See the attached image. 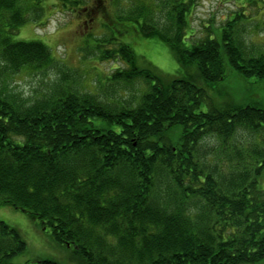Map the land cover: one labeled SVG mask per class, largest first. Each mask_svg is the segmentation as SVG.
<instances>
[{
  "label": "trees",
  "instance_id": "obj_1",
  "mask_svg": "<svg viewBox=\"0 0 264 264\" xmlns=\"http://www.w3.org/2000/svg\"><path fill=\"white\" fill-rule=\"evenodd\" d=\"M51 1L0 0V206L39 221L76 264L264 261V96L221 104L210 93L230 70L248 89L264 86V42L252 38L264 19L246 12L255 2L261 9L259 0L202 38L192 32L199 0L108 2L100 18L109 36L84 46L124 64L104 93L77 87L56 37L55 48L17 38L28 22L45 24ZM57 1L96 21L90 0ZM111 8L169 47L175 74L140 65L120 40L130 28L113 24ZM19 75L39 84L20 91ZM26 249L19 230L0 220V264H16Z\"/></svg>",
  "mask_w": 264,
  "mask_h": 264
},
{
  "label": "rangeland",
  "instance_id": "obj_2",
  "mask_svg": "<svg viewBox=\"0 0 264 264\" xmlns=\"http://www.w3.org/2000/svg\"><path fill=\"white\" fill-rule=\"evenodd\" d=\"M246 1L199 0L192 17V32L197 38L204 37L208 30L216 29L231 12L237 10V7L242 6V3ZM108 2L109 5H114L113 0H90V4L92 3L91 5L98 9L97 13H93L96 21L92 22L93 19L90 20V17L87 19L82 15L76 16L74 11L71 12L62 8L57 0H53L49 8L51 15L45 24L40 26L34 22H28L20 28L17 38L40 40L49 47L55 48L54 43L49 42V38L56 37L59 44L57 50L64 58L69 71L73 75L77 74V87L80 90L86 89L96 93H104L108 77L114 73L116 68L124 67V64L120 59L101 61L99 54L90 53L89 48H84V46L88 44L93 48L95 37L109 36L110 32L101 28L105 20L100 18V11L107 9ZM259 2L261 9H258L256 2L246 8V12L255 22L264 19V0H259ZM121 6L126 8L129 7V4L127 1H122L120 8ZM116 13L114 8H111L109 15L112 17L113 24L118 29L130 28L127 30L129 31L127 34L120 37V40L131 46L139 57L140 65L148 66L151 64L166 76L175 74L179 65L169 47L157 39L147 38L140 32L133 31L134 23L129 21H122L121 23L116 19ZM254 21L253 25L255 26ZM90 25H93L94 28L91 29L93 31L81 32L88 30ZM261 31L264 32V27L258 29L257 33L253 31L252 38L257 44L264 42V36H260ZM37 84H39V79L30 75H19L13 82L18 90L25 93H30ZM216 86L215 92L210 90V93L211 95L212 93L213 95H220L215 97L221 104L232 102L231 99L234 103L240 102L245 97L250 101L260 102L263 99L261 97L264 96L263 85H253L252 89H248L249 87L232 70H230L226 82ZM121 93L125 94L123 91ZM0 220L17 228L27 243L26 251L14 258L16 264H24L43 258L55 259L61 264H76L73 251L55 242L51 236V231L42 228L41 223L33 220L29 214L10 206H0ZM257 264H264V261Z\"/></svg>",
  "mask_w": 264,
  "mask_h": 264
}]
</instances>
